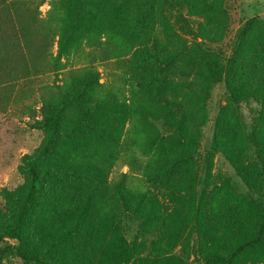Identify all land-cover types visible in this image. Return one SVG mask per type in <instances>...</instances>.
I'll return each mask as SVG.
<instances>
[{
    "label": "trees",
    "instance_id": "trees-1",
    "mask_svg": "<svg viewBox=\"0 0 264 264\" xmlns=\"http://www.w3.org/2000/svg\"><path fill=\"white\" fill-rule=\"evenodd\" d=\"M225 4L226 0H58L56 54L49 59L32 49L35 21L17 0H0V103L4 106L10 103L15 84L23 77L58 72L61 59L76 51L86 38L91 41L102 35L110 44V51L124 50L132 41L151 37L155 13L167 7L176 11L183 33L205 39L204 34L194 31L183 15L184 9L191 14H203L210 22L226 28L230 13ZM217 11L223 19L215 17ZM255 22L251 18L237 29L240 41L251 35ZM205 40L212 42L211 45L197 43L196 52L188 53V66L202 70L206 84L203 98L192 93L180 99L179 94L166 95L165 76L154 70L150 72L143 61L149 60V56L153 61L163 62L170 55L162 57L142 49L132 54L133 73L138 74L129 95L121 90L104 89L98 73L90 68L69 73L59 85L55 81L40 89V115L29 127L43 133V138L37 148L20 159L23 185L13 191L2 190L3 197L14 205V214L8 225L0 229V243L5 244L0 247V259L12 254L23 264H65L57 252L71 237L82 236L78 250L87 264H93L94 251L103 264H150L146 257L133 259L134 249L117 223L114 203L108 194V177L119 159L126 126L134 152L146 151L156 166L163 161L173 170L190 158L188 151L177 154V147L194 140L186 133L187 115L191 110L204 108L203 100L214 84L223 82L232 105L262 99L257 90L250 91L248 71L237 63L238 50L225 58L224 51L212 46V39ZM261 48L264 53V46ZM259 86L264 90V77ZM174 90L179 93L181 85H174ZM161 129L168 135L162 134ZM246 142L253 149L260 189L232 161L228 142L221 145L215 142L214 147L248 187L251 194L247 203L252 216L243 228L238 227L226 248L205 257V264H239L249 250L264 249V140L249 134ZM150 173L146 169L147 176ZM56 180L68 183L48 209L57 222L55 234L39 237L38 215L50 185ZM119 197L121 208L131 215L138 214V205L129 207L124 196ZM154 201L151 200L152 213L154 208L161 213L162 207ZM229 215L222 220L221 236L231 235ZM107 236H111V241L105 246ZM5 238L17 240L18 244H7ZM156 264H186V261L171 256Z\"/></svg>",
    "mask_w": 264,
    "mask_h": 264
},
{
    "label": "rangeland",
    "instance_id": "rangeland-1",
    "mask_svg": "<svg viewBox=\"0 0 264 264\" xmlns=\"http://www.w3.org/2000/svg\"><path fill=\"white\" fill-rule=\"evenodd\" d=\"M17 1L36 23L32 49L53 58L59 33L55 12L58 0ZM225 7L230 13V24L226 28L218 22H210L203 14H191L187 9L183 15L189 19L196 33L201 32L205 39H212V46L224 51L225 58L232 57L238 50L237 63L248 71L250 91L257 90L262 99L232 105L223 82L214 84L203 100L204 108L191 110L187 115L186 133L194 140L177 147V154L188 151L190 158L173 170L163 161L156 166L146 151L143 154L134 152L126 126L119 159L108 177V194L114 203L117 223L123 227L134 249L135 261L146 257L150 264H156L172 256L184 259L186 264H205V257L226 248L238 227L243 228L252 216L247 203L251 194L248 187L214 145L215 142L221 145L227 141L232 161L242 167L256 189L261 188L253 149L246 138L254 134L264 140V90L259 86L264 77L261 48L264 46V0H226ZM219 12L214 14L221 20L223 15ZM251 18L256 19L252 33L240 41L237 29ZM205 39L200 35L196 38L183 33L176 11L165 7L155 13L154 30L147 39H137L124 50L112 52L104 36L91 41L86 38L76 51L61 59L58 72L20 79L15 84L10 103L7 106L0 103V229L8 225L14 214V205L3 197L2 190L13 191L23 185L25 180L19 170L20 159L37 148L43 138V133L29 127V123L40 115V89L51 86L55 81L61 84L71 72L90 68L98 73L99 83L104 89L121 90L129 95L131 83L138 74L133 73L132 54L142 49L162 57L170 55L169 59H162L163 62L153 61L149 56V60L143 61L150 72L154 70L165 76L166 95L179 94L180 99L192 93L203 98L201 95H205L202 92L206 90V84L202 70L188 66V53L196 52L197 43L211 45L212 42ZM176 84L181 85L179 93L174 90ZM160 132L168 135L164 129ZM146 169L152 174L147 176ZM67 183L56 180L50 185L38 215L36 231L39 237L55 234L57 222L48 209ZM120 195L124 196L129 207L139 206L137 215L121 208ZM153 199L154 204L162 207L161 213L155 208L152 213ZM227 213L232 216L229 225L231 235L221 236L219 231ZM83 239L82 236L71 237L56 255L65 264H87L78 250ZM110 241L111 236H107L105 246ZM5 242L14 244L9 238H5ZM4 245L0 243V247ZM92 259L93 264H103L95 251ZM0 264L23 263L9 254L0 259ZM239 264H264V249L249 250Z\"/></svg>",
    "mask_w": 264,
    "mask_h": 264
},
{
    "label": "water",
    "instance_id": "water-1",
    "mask_svg": "<svg viewBox=\"0 0 264 264\" xmlns=\"http://www.w3.org/2000/svg\"><path fill=\"white\" fill-rule=\"evenodd\" d=\"M13 243H14V244H18V241H17V240H13Z\"/></svg>",
    "mask_w": 264,
    "mask_h": 264
}]
</instances>
